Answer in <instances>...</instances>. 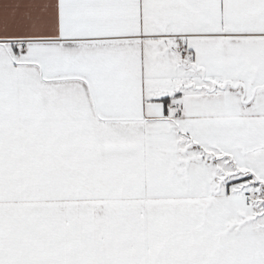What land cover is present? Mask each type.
<instances>
[{
  "label": "snow or ice",
  "instance_id": "snow-or-ice-1",
  "mask_svg": "<svg viewBox=\"0 0 264 264\" xmlns=\"http://www.w3.org/2000/svg\"><path fill=\"white\" fill-rule=\"evenodd\" d=\"M0 264H264V0H0Z\"/></svg>",
  "mask_w": 264,
  "mask_h": 264
}]
</instances>
